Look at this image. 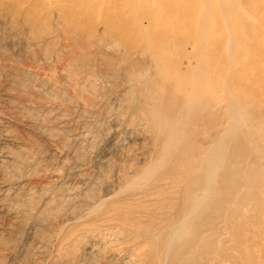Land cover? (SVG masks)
I'll return each instance as SVG.
<instances>
[{"label":"rangeland","instance_id":"obj_1","mask_svg":"<svg viewBox=\"0 0 264 264\" xmlns=\"http://www.w3.org/2000/svg\"><path fill=\"white\" fill-rule=\"evenodd\" d=\"M22 26L0 20V264H164L135 256L136 245L149 249L146 240L163 220L153 211L155 203L181 200L201 173L205 149L214 145L219 152L212 162L216 173L205 200L216 196L225 170L221 199L228 213L211 212L196 220L199 232L193 238L198 245L186 264H206L219 255L225 264H264V53L254 68L243 72L241 64L250 66L257 58L236 55L221 74L226 86L212 73L208 79L198 73L196 79L204 77L196 80L194 105L177 117L175 135L166 139V125L158 130L156 120L144 121L137 113L139 98L124 99L115 89L129 86L124 76L111 82L96 64L83 71L97 85L91 91L98 93L87 88L88 100L80 98L85 109L70 98L74 90L65 80L64 65L78 57L80 45L86 50L84 40L102 47L100 36L87 37L79 29L75 40L66 24L53 22L40 34L46 36L43 44L36 46L34 35ZM90 48L96 52L98 46ZM52 134L57 137L50 138ZM114 205L122 206L114 212ZM129 213L144 223L139 238L123 230ZM225 218L230 229L224 237L201 236V229Z\"/></svg>","mask_w":264,"mask_h":264},{"label":"bare ground","instance_id":"obj_2","mask_svg":"<svg viewBox=\"0 0 264 264\" xmlns=\"http://www.w3.org/2000/svg\"><path fill=\"white\" fill-rule=\"evenodd\" d=\"M257 13H262V16H258ZM0 20L14 24L23 23V29L34 35L33 44L36 46L43 44L46 36L40 34L48 30L53 22L66 24V29L73 34L75 40H77L76 36L79 29L87 37L92 35L100 36L101 39L99 41L102 43V47L97 42L84 40L83 44L87 46L86 50H83V46L80 45L78 57L64 65V71H66L65 80L72 85L74 90V95H71L70 98H75L79 105L83 107L85 103H82L80 98L88 100L87 93H95L91 91L95 85L92 82L93 80L90 81L92 76L85 75L83 70L89 67L92 69V64H96L100 66V73L105 74V77L108 76L106 79L124 76L126 83L129 85L128 87H123L122 84L118 86L116 82L118 87L115 88V83L111 84L114 85L113 87L116 90L120 89L122 91L124 99L125 97L130 100L135 99V97L139 98V105L141 106L137 113L140 116L142 115L144 121L155 122L156 120L157 126L160 125L158 130L161 129V126L166 125L165 138L168 136L171 138L173 133L175 135L177 117L185 112L186 109L192 107L195 90L197 89L196 80L203 76L201 75L196 79L198 73L206 75V79L209 78V73H212L216 75V79L221 86H226V82H222L223 76L221 74H225L227 68L235 62L236 55L255 56L257 58L254 62L249 63L250 66H246L248 62L241 64L239 70L243 72L245 69L254 68L257 61L259 59L262 60L264 53V0H0ZM104 36L105 38H102ZM26 38L28 39V36ZM94 45L98 46L96 52H92L90 48ZM184 60L185 64L183 66ZM122 61L126 62L122 63ZM77 62L81 64H74ZM88 72L90 74L89 70ZM109 81L115 82L118 80L115 79L114 81L113 78V80ZM109 81L107 84L110 87ZM45 85H47V81ZM201 85L203 84L201 83ZM50 86L52 89L56 88V85ZM96 86L94 88H97ZM88 87L91 93L87 92ZM110 91L112 92L113 90ZM104 99L106 100V98ZM83 108L85 109V107ZM232 109V111H235L234 108ZM165 114L169 116L170 121H165ZM66 118L68 117L66 116ZM80 136H82L81 133ZM53 137L57 136L52 134L50 138ZM220 138L222 139V136ZM221 139L217 141L219 142ZM218 142L217 145H219ZM215 148L214 145L207 150L205 149L207 157L204 163L199 165L201 173L196 177L192 185H188L181 200L166 199L168 202V205L164 204L166 207L164 205L161 206L160 202L155 203L154 213H161L163 218L157 226L158 232L156 231V234L148 236L146 240L150 246L148 250L145 249L146 246L144 244L141 245L140 243L136 245L137 251L136 253L134 252L136 255L134 253L133 255L142 259L145 257L148 260L151 259V261L155 260L158 263L162 262L165 264L166 261H171L174 264H186L191 261L194 244L195 247L198 245L194 243L193 238V233L199 232L198 229L194 230L197 226L196 220L202 215L211 212L214 214L226 213L227 215L228 209L225 207V203L222 202L224 200L221 199V196H223L225 189L224 178L228 172L225 170L220 172L221 178L215 189L216 196L214 195L215 197L205 200V196L211 190L212 181H214L216 173L212 163L215 153L218 152L215 151ZM151 169H153L152 166ZM243 174L242 172V176ZM6 188V185H3L1 189H3L4 193L10 194L8 192L10 189ZM121 190L123 189L121 188ZM176 193L178 194L177 191L174 194ZM121 206L117 207V205H114L112 211L117 212ZM11 208L13 209V207ZM7 211L9 212V210ZM17 211L15 210V212ZM91 212L90 210L89 213ZM130 215L131 213L125 215L126 217L124 216L126 221L123 224L121 223L123 230L131 232L136 238H139L144 223L139 222V219L130 218ZM84 218H87V215ZM225 219H220V223L217 226H210L205 230L200 227L201 236L205 237L218 233L220 237H224L230 229V222L227 221V218ZM101 223L105 224V222ZM147 228L152 231L148 226ZM112 233L114 232L112 231ZM131 233L127 235L129 236ZM105 234L106 232L104 237ZM107 237L106 235L103 238L104 241L105 239L108 240ZM118 250L121 251V249ZM206 264H225V258L223 255L215 256L207 261Z\"/></svg>","mask_w":264,"mask_h":264}]
</instances>
